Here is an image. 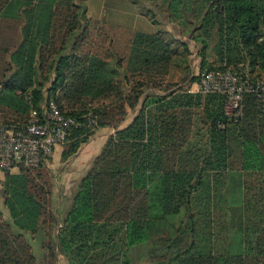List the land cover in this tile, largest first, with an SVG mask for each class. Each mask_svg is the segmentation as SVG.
Wrapping results in <instances>:
<instances>
[{
  "label": "trees",
  "instance_id": "1",
  "mask_svg": "<svg viewBox=\"0 0 264 264\" xmlns=\"http://www.w3.org/2000/svg\"><path fill=\"white\" fill-rule=\"evenodd\" d=\"M135 1L154 24L166 13L189 26L202 43L198 75L186 42L90 18L86 0H0V121L23 129L54 100L76 120L55 148L64 160L112 130L67 203H55L53 155L5 173L0 264H59L61 254L70 264H264L258 98L246 92L235 117L224 92L187 87L204 71L264 78V0ZM213 37L218 65L207 59ZM230 203L245 216L236 251L231 222L219 221Z\"/></svg>",
  "mask_w": 264,
  "mask_h": 264
},
{
  "label": "built area",
  "instance_id": "2",
  "mask_svg": "<svg viewBox=\"0 0 264 264\" xmlns=\"http://www.w3.org/2000/svg\"><path fill=\"white\" fill-rule=\"evenodd\" d=\"M198 91L224 92L228 101L227 114L237 116L242 110L243 96L254 92L264 114V78H244L233 71H204L198 83ZM75 118L67 116L51 100L43 114L32 112L25 128L14 123L0 121V168L7 173L20 167H37L53 155L55 148L66 142ZM92 123H96L95 118Z\"/></svg>",
  "mask_w": 264,
  "mask_h": 264
},
{
  "label": "rangeland",
  "instance_id": "3",
  "mask_svg": "<svg viewBox=\"0 0 264 264\" xmlns=\"http://www.w3.org/2000/svg\"><path fill=\"white\" fill-rule=\"evenodd\" d=\"M102 0H93L92 2L90 1V4H95V3H100ZM105 1V0H103ZM133 5H135V8L137 10V13L145 15L142 11H146V7L143 6L142 4L137 3L135 0H131ZM86 3V2H85ZM102 10L109 14L107 18L115 19L118 21L124 20L127 16H124V13L120 12V16L114 15L113 12V7L115 6V3L113 1H108L106 0L105 3H100ZM98 6V5H97ZM164 13V12H163ZM146 16V15H145ZM133 17V16H132ZM148 18V17H147ZM160 21H157L156 24L153 23L155 26V29H160L165 31V35L167 37H175L178 38L184 42L187 43L189 46V49L191 51L190 54V66H191V71L193 72L194 75H198L201 71V65H202V55L200 52L202 43L199 42L192 34L193 31L189 29V26L185 22H182L180 20H177V22L170 20L168 16H166V13H164V16H160ZM132 21H138L140 18H129ZM147 26V25H146ZM144 24L140 23V25L136 26L138 29H146ZM191 27V26H190ZM136 28V29H137ZM154 29V31H155ZM147 32V31H146ZM210 42V47L207 50V59L208 61H216V65L220 64V61L217 60L218 56L216 51L213 49L214 43H215V38L213 37L212 39L209 40ZM217 58V59H216ZM182 74L181 70L177 73L176 77L175 76H170V79L173 80H178L180 78V75ZM198 83L199 81L195 82H187V87L191 89V91L197 92L198 88ZM225 111H226V106H225ZM136 112L131 111L127 120L123 125H126L135 115ZM227 113V111H226ZM112 132L111 129H103L99 130L95 135L92 136L89 142L85 143L79 152L72 156L71 158L64 160L62 158V150L57 149L53 156L52 160L49 161V167L51 168L54 181H55V203L56 205H62L64 202L67 203L69 200V196L72 194L73 190L75 189L76 185L78 184V181L80 178L87 172V170L90 168L94 158L97 156V154L100 152L106 138L108 135ZM200 136H198V139ZM237 154L235 153L234 157L230 159V163L232 164V167H237L239 164V159L236 156ZM18 169H13L9 172L11 173H16L18 172ZM5 180V173L0 171V188L2 189L3 182ZM253 182L256 181V178L252 179ZM0 204L3 207L5 213L7 216H9V211L7 210L5 206V200L4 197L0 200ZM228 215H226L224 220L219 219L220 224H222L223 221H230L231 222V230L229 232L228 229V234L226 236V240L228 243H231L232 249L236 251L239 248V243H241L240 237L242 236L241 230L239 233L235 232L238 231V228L240 227L239 225H242V222L245 219L244 213L242 211H238L236 206L232 205L231 203L229 204V210L227 212ZM202 221H205L204 219ZM204 229V227H202ZM213 229V226H211ZM205 230V229H204ZM210 231V228L208 229ZM214 231L216 233H219L220 229L218 227L214 228ZM208 233V231H206ZM222 233V232H221ZM223 234V233H222ZM220 236V235H219ZM223 237V236H221ZM220 238V237H219ZM239 239V240H238Z\"/></svg>",
  "mask_w": 264,
  "mask_h": 264
},
{
  "label": "crops",
  "instance_id": "4",
  "mask_svg": "<svg viewBox=\"0 0 264 264\" xmlns=\"http://www.w3.org/2000/svg\"><path fill=\"white\" fill-rule=\"evenodd\" d=\"M90 1L92 2L93 0H86V13L87 16L93 19H97V20H101V19H106L108 22L114 23V24H119V25H123L126 27H131L136 29L138 25H140V23L144 24L147 28L143 29L144 31L147 32H152L155 29V26L153 25L152 21L147 18V16L137 13V10L135 8V5H133L131 0H110L113 1V3H115V6L113 7V12L114 15L116 16H120L121 13H124V16H127L124 20L118 21L115 19H110L107 18V16H109V14L105 13L102 8H101V2L105 3V1H101L100 3H95V4H90ZM109 1V0H108ZM98 5V6H97ZM121 12V13H120ZM140 18L138 21H132L129 18ZM138 29V28H137ZM141 30V29H138ZM59 264H70L69 260L67 259L66 256H64L63 254H61L59 256Z\"/></svg>",
  "mask_w": 264,
  "mask_h": 264
}]
</instances>
